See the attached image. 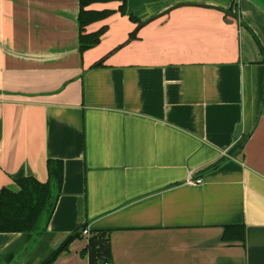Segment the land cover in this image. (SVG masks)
Returning <instances> with one entry per match:
<instances>
[{"label": "crops", "instance_id": "0c3cea01", "mask_svg": "<svg viewBox=\"0 0 264 264\" xmlns=\"http://www.w3.org/2000/svg\"><path fill=\"white\" fill-rule=\"evenodd\" d=\"M120 6L88 7L114 14L81 53L80 0H0V193L65 169L46 232L0 233V264L84 225L53 264H90L100 235L109 264H264V0Z\"/></svg>", "mask_w": 264, "mask_h": 264}, {"label": "trees", "instance_id": "16d2710c", "mask_svg": "<svg viewBox=\"0 0 264 264\" xmlns=\"http://www.w3.org/2000/svg\"><path fill=\"white\" fill-rule=\"evenodd\" d=\"M109 2H120L119 13L124 16L129 15L127 0H80L79 44L81 53L100 44L102 36L106 32V28H102L97 32L87 33L86 28L114 14L112 10L95 11L88 10V7L95 3ZM129 17L132 22H139L133 15H129ZM137 31L131 34L130 40L136 37ZM64 171V164L61 161L49 160L48 182L41 183L32 177H27L17 180L20 188L19 192H13L7 189L2 190L0 193V233L32 235L46 232L61 194L64 182ZM86 228L87 225H84L76 230L42 264H53V261L62 252L68 250L74 240L82 238L83 231ZM231 230V227L225 230V239H230ZM234 238L242 239L243 234L234 236ZM85 255L88 256L90 264H109L108 260L111 258L109 239L103 235L91 237L85 249Z\"/></svg>", "mask_w": 264, "mask_h": 264}, {"label": "built area", "instance_id": "2783aa9c", "mask_svg": "<svg viewBox=\"0 0 264 264\" xmlns=\"http://www.w3.org/2000/svg\"><path fill=\"white\" fill-rule=\"evenodd\" d=\"M202 183H203V181H202L201 179H197V180L189 179V180L187 181V184H188V185H192V186L200 185V184H202ZM83 235H84V236H89V235H90V231H89L88 228L84 229V231H83Z\"/></svg>", "mask_w": 264, "mask_h": 264}, {"label": "rangeland", "instance_id": "374dc122", "mask_svg": "<svg viewBox=\"0 0 264 264\" xmlns=\"http://www.w3.org/2000/svg\"><path fill=\"white\" fill-rule=\"evenodd\" d=\"M48 255H49L48 251H46V253H44V254H41L39 262H41L42 260H45L48 257ZM37 264H39V263H37Z\"/></svg>", "mask_w": 264, "mask_h": 264}, {"label": "water", "instance_id": "95a60500", "mask_svg": "<svg viewBox=\"0 0 264 264\" xmlns=\"http://www.w3.org/2000/svg\"><path fill=\"white\" fill-rule=\"evenodd\" d=\"M241 128L238 129V135L240 134Z\"/></svg>", "mask_w": 264, "mask_h": 264}]
</instances>
